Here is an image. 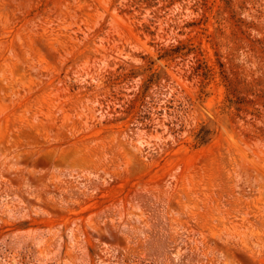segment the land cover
Returning a JSON list of instances; mask_svg holds the SVG:
<instances>
[{
  "label": "rangeland",
  "instance_id": "rangeland-1",
  "mask_svg": "<svg viewBox=\"0 0 264 264\" xmlns=\"http://www.w3.org/2000/svg\"><path fill=\"white\" fill-rule=\"evenodd\" d=\"M0 264H264V0H0Z\"/></svg>",
  "mask_w": 264,
  "mask_h": 264
},
{
  "label": "trees",
  "instance_id": "trees-1",
  "mask_svg": "<svg viewBox=\"0 0 264 264\" xmlns=\"http://www.w3.org/2000/svg\"><path fill=\"white\" fill-rule=\"evenodd\" d=\"M202 138V137H201ZM201 140H203V139H201Z\"/></svg>",
  "mask_w": 264,
  "mask_h": 264
}]
</instances>
